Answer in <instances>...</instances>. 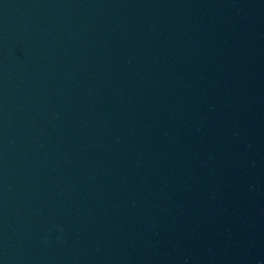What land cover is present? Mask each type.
<instances>
[{
    "label": "water",
    "instance_id": "1",
    "mask_svg": "<svg viewBox=\"0 0 264 264\" xmlns=\"http://www.w3.org/2000/svg\"><path fill=\"white\" fill-rule=\"evenodd\" d=\"M0 264H264V0H0Z\"/></svg>",
    "mask_w": 264,
    "mask_h": 264
},
{
    "label": "clouds",
    "instance_id": "2",
    "mask_svg": "<svg viewBox=\"0 0 264 264\" xmlns=\"http://www.w3.org/2000/svg\"><path fill=\"white\" fill-rule=\"evenodd\" d=\"M61 231H62V229H61Z\"/></svg>",
    "mask_w": 264,
    "mask_h": 264
}]
</instances>
